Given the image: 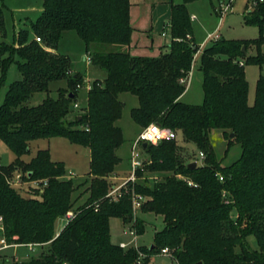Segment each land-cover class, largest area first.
Returning a JSON list of instances; mask_svg holds the SVG:
<instances>
[{
    "label": "trees",
    "instance_id": "1",
    "mask_svg": "<svg viewBox=\"0 0 264 264\" xmlns=\"http://www.w3.org/2000/svg\"><path fill=\"white\" fill-rule=\"evenodd\" d=\"M194 1L198 0L171 5V41L168 51L158 57L130 56L129 0H43L30 30L15 33L12 44L0 43V87L12 65L21 77L8 84L0 105V142L16 156L8 167H0L4 236L8 244L36 243L47 248L37 257L12 264H135L139 251L148 255L144 260L148 264L163 249L170 250L176 264H264V73L256 80L254 102L249 105L244 69L264 66V2L250 0L242 17L244 25L258 29L256 39H222L200 52L197 70L202 73V103L190 105L179 99L186 90L180 81L191 73L198 47L191 37L186 7ZM4 29L0 7V31ZM68 31L85 44L93 67L105 73L103 79L91 83L86 108L71 120L67 116L76 100V87L84 84L85 77L72 72L70 58L56 51ZM249 48L256 54L249 55ZM54 81L66 84L53 99L49 84ZM38 92L46 97L39 105L28 106ZM122 93L137 98L139 105L130 111V119L138 127L156 123L179 132L205 159L190 170L188 163L179 161L174 140L150 144L144 149L150 159L147 175H173L148 182L138 171L139 179L145 180L129 183L115 201L107 196L112 187L108 176L114 175L120 162L116 150L124 140L116 126L124 107L118 100ZM213 131L228 139L225 156L231 147L240 148L229 166L215 158L209 141ZM56 137L90 152L87 201L58 236L54 224L72 208L76 187L71 180H59L66 168L62 162H53L48 150L38 151L28 163L21 161L29 153L30 142ZM21 170L26 172L23 179H47L39 198L24 199L8 186L6 177ZM176 175L185 176L196 187ZM136 194L145 199L139 212L159 216L163 223L152 245L137 251L112 243L109 230L111 219L122 224L133 220L132 196ZM131 228L137 236L145 232L140 218ZM249 237L256 248L250 247Z\"/></svg>",
    "mask_w": 264,
    "mask_h": 264
},
{
    "label": "rangeland",
    "instance_id": "2",
    "mask_svg": "<svg viewBox=\"0 0 264 264\" xmlns=\"http://www.w3.org/2000/svg\"><path fill=\"white\" fill-rule=\"evenodd\" d=\"M42 1L43 0H0V7H2V12H4L5 28L3 31H0V43L12 44V39L15 33L20 31L21 29L30 30V23L34 21L41 12L40 10L42 7ZM169 1L170 0H168V2ZM249 1L250 0H198L194 1L193 3L187 4L186 7L190 16L192 37L193 39H195L194 43H196V45L198 46L205 42L208 46L212 41L216 42L222 39H224L225 41L256 39L258 35V29L246 26L242 21L243 14L247 12L246 6L249 7ZM166 2L167 0H145L146 6H144V8L147 9L148 16L149 13L153 11V17L155 18L157 13L161 11L162 7L167 6ZM262 2H264V0ZM173 3L178 5L182 3V0H173ZM225 4H228L229 8L226 10L223 16H221L220 12L218 11L225 8ZM136 12L137 9L133 10V17H135ZM156 27L154 33H151L149 31L150 36H148L147 33L140 39V44L142 46L147 45V43L150 45V43L152 42V40H150L151 38L156 41L152 51H149V49L143 51L142 54L147 57L156 56V44L160 38V32L156 30ZM213 36H215V39L210 40L209 37ZM31 39L34 40L35 43L43 45L42 41L36 42L35 37L32 36ZM164 41L167 40L164 39ZM107 47L109 49L112 48L110 46ZM56 51L57 53L70 58L72 72L81 73L86 78L84 85H82V88L76 94V100L74 101V103L78 105V108L73 107L71 109L70 115L67 116V119L71 120L73 116L81 115L82 111L86 108L87 86H90L94 80L103 79V77H105V73H103L102 71L100 72L95 67H93V65L91 64V60L90 63L87 62L85 44L78 38L74 31H68L62 34ZM261 51L264 52V47H262ZM200 52L201 48L198 46L197 52L195 53V56L193 58V64L191 68V70L194 69V72L191 76V73L189 74L190 80L188 81V83L187 80L189 76L188 78H183L182 80L184 82L181 83L186 87L185 93L181 96V102L190 105L202 103V73L197 70ZM247 53L249 55L256 54L253 48H249ZM244 69L245 78L247 84H249L247 100L249 102V105H252L254 101L253 98L256 86L255 83L259 77V74L261 72L264 73V66H262V69L255 66H245ZM6 75V80L0 87V105L5 96L8 84L14 80H19L21 78L17 73L14 65L9 68ZM65 84V81H54V83H50V97L53 99L57 97V89L65 87ZM45 97V93L38 92L37 94L32 96L27 105L32 107L37 106ZM118 100L124 104V107L121 117L116 123V126L120 127L124 140L119 149L116 150V155L118 158H120V162L116 166L114 172L116 179L111 180L112 176L114 175L108 176V182L111 183L112 186H119L122 182V179L128 176V172L130 171V148L134 141V138L136 137V134H138L142 130V128L138 127V125L135 124L132 119H130V111L133 108L138 107L139 105V103L137 102V98L134 95L132 96L127 93H122L118 95ZM139 128L140 131L138 132ZM175 134H177V138L174 140V142L176 144V152L179 157V161L181 163L183 162L189 164L191 161L197 159L199 149H197L192 142L185 140L181 133L175 132ZM209 141L211 148H213V153L216 160L220 162V164L224 167L229 166L230 163L234 161L240 154V148L238 146H233L231 147L228 155L225 156L228 139L220 131H213L209 137ZM40 150H48L53 162L59 161L64 164L66 168V174L60 177L59 180H71L76 187L71 196V200L73 201L72 208L67 212L73 215L74 211L78 207L83 205L87 201L88 197L86 188L89 184H87L88 181L86 179L89 171V149L72 143L70 144L66 139L60 137H56L55 139H40L37 141H32L28 144L29 153L21 158L22 163H28ZM0 154V167H8L9 164H11L16 159L15 154L7 149V147L1 142ZM144 157L146 158V161L150 162L149 156L147 157L145 154ZM119 170L121 171L119 172ZM25 173H23V170L15 171L14 173L6 177L8 186H11L24 199L29 197L39 198L41 196L40 192L43 191V188L45 187L43 184L44 182L47 183V179L26 180L23 179L26 177ZM167 175L170 176L173 175V173L155 172L149 174L146 179L148 182L157 181L163 179ZM17 176L20 177L19 181L17 179ZM175 177L176 179L186 178L185 176L181 175H176ZM142 180L145 179L140 178L137 181L140 182ZM132 214L133 220L128 224H123V226L119 225V223H121V220L112 219L110 221L109 228L111 230L110 233L112 243L117 244L124 241L129 243V248H133L136 251L139 249V247H150L152 245V239L155 231L161 230V227L163 225L162 219L159 216H155L154 214H142L138 209L134 210L133 208ZM136 218H140L143 220L145 232L143 235L137 237L136 242H131L128 236L123 235V231L128 230L134 223ZM65 223L66 221L65 219H63V217L57 219L54 224V232L56 236H58L57 233H59V231L64 227ZM247 242H249L251 248H256L257 245L253 237H249L247 239ZM43 249V252L45 253L47 250L46 246L43 247ZM42 250L38 249L34 254H28L25 250H7L0 253V263L12 264V262L14 261H25L28 258L39 256ZM146 258H148V255L144 252L139 251L138 258L136 260L137 262L135 264H144V260ZM149 261L150 262L148 264H176L175 261L170 257V255L164 256L162 254V250L159 252V254L154 255V257H150Z\"/></svg>",
    "mask_w": 264,
    "mask_h": 264
},
{
    "label": "built area",
    "instance_id": "3",
    "mask_svg": "<svg viewBox=\"0 0 264 264\" xmlns=\"http://www.w3.org/2000/svg\"><path fill=\"white\" fill-rule=\"evenodd\" d=\"M260 2H262L263 0H259ZM223 7V6H221ZM229 8L228 4H225V8L219 10L218 12H220L221 16H223V14L226 12V10ZM216 11V10H215ZM217 12V11H216ZM167 28L169 29V25L167 26ZM165 35V32H163L162 36ZM213 37H209L210 40L215 39ZM36 42H40V39L37 37ZM91 58L87 56V62L90 63ZM181 83H183L184 81L181 80ZM84 85V84H83ZM89 85L87 86V89L89 90ZM82 88L81 86H77L76 89L79 91ZM74 108H78L77 104H73ZM177 138V134H175L172 130L168 129V128H162L159 125L155 124V123H151L149 126H147L146 128H143L138 134L137 136L134 138V141L131 145L130 148V159H129V167H130V171L128 172V176L126 178L122 179V182L119 186H112L111 189L109 190L107 196L113 200H118L120 197V193L122 189H125L127 187V185L129 183L131 184H135L136 181L139 179V177L137 176L138 171L144 173V175H146V177L148 176L147 173L145 172V167L146 165H149L150 162L146 161L145 156V150L142 149V145L146 144V146L151 145H157L161 142H166V141H173ZM205 159V155L203 152L199 151L198 152V157L197 159L191 161L194 162L197 167L198 165H202L203 164V160ZM190 162V163H191ZM144 178V177H142ZM18 181L20 180V177L17 176ZM112 179H116L115 175L112 176ZM220 181H223L222 177L218 178ZM181 180H185V178H181ZM188 182L189 186H193L196 187L192 181L186 180ZM44 186H46V182H44L43 184ZM42 193V191L40 192V194ZM144 198L138 194L133 195L132 196V208L134 210L139 209L141 204L144 202ZM229 201L225 202V205H228ZM74 217V215H72L71 213H66V215L63 217V219H65L66 223L65 225ZM64 225V226H65ZM123 235L128 236L130 238L131 242H135L137 235L135 233V230H133L130 226V228L128 230H124L123 231ZM45 244L41 245V244H36V243H27V244H18V243H11L8 244L6 241V238L4 236V225H3V218L0 217V253L1 252H5L7 250H11L14 249L16 251L18 250H25L28 254H34L38 249H43V246ZM118 246L122 249H127L130 247L129 243L127 242H123L122 243H118ZM162 254L164 256H169V250L168 249H163L162 250ZM140 264V263H139Z\"/></svg>",
    "mask_w": 264,
    "mask_h": 264
},
{
    "label": "crops",
    "instance_id": "4",
    "mask_svg": "<svg viewBox=\"0 0 264 264\" xmlns=\"http://www.w3.org/2000/svg\"><path fill=\"white\" fill-rule=\"evenodd\" d=\"M129 3H130V8H129L130 9V25L132 26V29H133L132 34H131V39H130L131 43H130V46H129V54H130V56H139V57L148 58L147 56L143 55L142 53H143V51H145L147 49H149V51H152L156 41L153 40V38H151L150 40H152V42L150 43V45L147 43V45L142 46L140 44V41H141L140 39H141L142 36H144L147 33H148V36H150V32L154 33V30H155L156 26H157L156 30L158 32H160L159 33V37H160L159 40L164 38L167 41H164V39L160 40V41L159 40L157 41V44H156V49L157 50H156V56L155 57H158L159 54H163L164 52H167L168 51V45L170 44L169 29L167 28V26L169 25L168 23H169L170 15H171V8L170 7H171L172 4L176 5V4L173 3V0H170L169 2L167 0V2H166L167 6L162 7L161 11H159L157 13L155 18L153 17L154 16L153 11H151L149 13V16H148L147 9L144 8V6H146V3H147V2L145 3V0H133V1L129 0ZM133 8H135V9H133ZM136 9H137V12L135 14V17H133V10H136ZM163 32H165V35L162 36ZM191 37H192V35H191ZM192 39H193V37H192ZM194 40L195 39H193V41ZM198 46L201 48V51H202L204 48H207L210 45L207 46V44L204 42V43H202L201 45H198ZM192 70L193 71L191 72L190 76L194 72V69H192ZM190 76H189V78L187 80V83L190 80ZM85 80H86V78H85ZM85 80H84V83H85ZM87 91H88V89H87ZM248 92H249V90H248ZM181 96H180V99H179L180 102H181ZM139 131H140V128H139L138 132ZM136 136H137V134H136ZM0 157H1V154H0ZM120 171L121 170H119V172ZM109 225H110V222H109ZM119 225L123 226L122 222L119 223ZM109 230H110V228H109ZM136 240H137V238H136ZM136 240H135V242H136ZM119 243H122V242H119Z\"/></svg>",
    "mask_w": 264,
    "mask_h": 264
},
{
    "label": "water",
    "instance_id": "5",
    "mask_svg": "<svg viewBox=\"0 0 264 264\" xmlns=\"http://www.w3.org/2000/svg\"><path fill=\"white\" fill-rule=\"evenodd\" d=\"M242 51H244V47H242ZM70 97H72V95H70ZM230 137L233 138L234 137V133H231ZM146 147H147L146 144L142 145V149H145ZM196 168H197V165L194 162H191V163L188 164V169L194 170ZM152 248H153V246L151 247V249ZM198 264H201V263H198Z\"/></svg>",
    "mask_w": 264,
    "mask_h": 264
}]
</instances>
